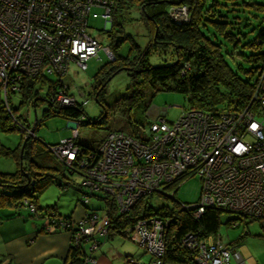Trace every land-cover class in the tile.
I'll list each match as a JSON object with an SVG mask.
<instances>
[{
  "label": "built area",
  "instance_id": "built-area-1",
  "mask_svg": "<svg viewBox=\"0 0 264 264\" xmlns=\"http://www.w3.org/2000/svg\"><path fill=\"white\" fill-rule=\"evenodd\" d=\"M114 4V0H0V95L6 109L10 111L8 97L21 92L24 78L39 76L59 80L51 96L55 103L75 105L64 77L73 62L86 70L89 60L102 49L114 59L111 48L92 36L90 25V19L101 17L111 23ZM169 17L188 21L190 9L185 4L173 5ZM258 77L250 102L239 109L189 108L175 121H168L164 111L150 123L148 136L138 139L121 130L110 131L95 152L83 154L77 143L80 125L72 121L70 137L47 148L71 173L79 172L84 178L81 206L101 193L119 214L128 213L155 192L174 198L175 191L168 194V188L199 174V201L181 202V209L196 219L206 209L217 208L264 222V67ZM18 127L20 131L28 128L19 123ZM106 201L101 212L86 209L76 220L73 234L68 231L74 246L85 250V264L97 263L92 251L110 235L112 208ZM23 202L36 213L28 197ZM173 219L175 214L144 216L118 233L148 249L154 257L148 264H164ZM63 225L70 227L66 221ZM182 242L197 264H233V260L244 264L242 254L223 244L217 234L202 237L192 231Z\"/></svg>",
  "mask_w": 264,
  "mask_h": 264
},
{
  "label": "trees",
  "instance_id": "trees-1",
  "mask_svg": "<svg viewBox=\"0 0 264 264\" xmlns=\"http://www.w3.org/2000/svg\"><path fill=\"white\" fill-rule=\"evenodd\" d=\"M114 1L115 4L111 11L112 27L107 32V36L111 39V44L108 47L111 48L114 59L108 58V61L97 70L93 77L92 90L98 102L102 106L106 105L108 81L118 72L128 71L132 82L127 87L128 93L117 98L113 104L115 110H118L120 115L130 124V132L126 133L124 131L126 134L138 139L143 138L141 130L137 126L140 122L133 117V111L141 105H144V111L151 110L150 105L144 102V88L146 86L151 87L154 93L162 90L182 93L187 97L191 108H201L207 111L239 109L250 102L249 100L255 91L254 88L259 78V72L264 67V51L250 55H240L242 62L244 60L253 65L251 68H247L243 64H238L237 67L231 65L230 59H233V54L228 52L227 44L231 42L237 44L239 41L236 39L234 31L228 30L230 23L226 20L223 11L214 8L215 0H212L209 5L210 0H136L146 23L147 35H149L148 43L144 48L136 44L131 35H117V30L114 28L115 24H119L117 20L119 11L128 8L135 0ZM178 2H181L180 5L185 4L189 7L190 19L188 21L178 22L169 17L171 6L177 5ZM127 39L131 41V49L129 53L122 55L119 52V46ZM263 44L264 30L260 32L257 38V45L262 46ZM254 45L256 43L251 44V46ZM153 47H161L165 52H167L166 48H170L173 60L169 63L151 64L149 57ZM59 83V80L49 76L26 77L22 82V89L19 94L25 99L24 101H33L34 98V105H37L41 99L39 96L41 89L47 86L45 98L49 101V107L44 111L43 118L62 116L67 120L79 122L81 126L87 122V115L82 103L77 102L75 105L62 106L53 101L51 96L54 92H57L60 86ZM10 97L8 99L11 113L6 109V100L2 101L3 104L0 105V130L4 132L12 131L15 128L19 129L18 123H21V119L15 114ZM102 117L97 122L103 123ZM36 122L38 125L40 121L37 119ZM101 141L100 139L94 146L80 145L79 143L81 154L88 151L95 152ZM23 143L24 141L21 142L19 148L10 149L0 141V155L17 158L18 164L21 166L13 173L0 172V219L17 214L16 211L10 214L2 212L5 208L26 206L23 200L28 197L37 209L36 213L30 214L47 218L48 225H44V228L48 230L51 227H54L55 230L64 229L73 234L74 224L76 223L75 218L72 217L73 212L60 214L57 212L56 207L52 205L46 206V208L40 207L37 204V193L52 181L65 187L74 185L76 190L83 193L84 190H82L81 184L67 183L62 179L67 176L66 172L71 174L70 168L62 161L59 162L63 167L60 170L55 167H48L54 172L60 171L58 174H51V171L48 173V168L40 166L32 157L35 140L29 139L25 142L22 153L20 151ZM25 157L30 159L32 166L42 169L32 172L22 168ZM178 187L175 188V193ZM96 196L106 201L103 194H97ZM146 196L134 205L130 212L124 214L117 212L113 202L106 201V203L109 202L112 208L110 235L118 233L121 228L133 225V222L144 216L156 214L170 216L175 214V219L172 220L173 222L168 230L164 264H197L193 253L188 250L182 240L187 233L192 231L199 232L202 237L217 234L222 224L221 214L223 211L217 208H209L205 210L200 218L196 219L193 217L192 212L183 210L180 207L179 209L154 208L150 201L146 199ZM80 201L81 199H78V202ZM88 205L85 207L89 208ZM39 208L43 211H38ZM62 221H66L70 227L60 226ZM226 224H231V219H228ZM72 234L69 233L71 245L65 258V264H85V250L81 245L74 246ZM110 235L108 236L110 237ZM84 244L87 245L88 243ZM227 246L233 248L231 245Z\"/></svg>",
  "mask_w": 264,
  "mask_h": 264
},
{
  "label": "rangeland",
  "instance_id": "rangeland-1",
  "mask_svg": "<svg viewBox=\"0 0 264 264\" xmlns=\"http://www.w3.org/2000/svg\"><path fill=\"white\" fill-rule=\"evenodd\" d=\"M214 8L221 9L223 14L226 15L228 20V30L234 31L236 39L239 41L237 44H227V50L233 54V59H230L232 66L243 64L247 68L253 65L243 60L241 61V54H255L264 51V44L257 45V38L262 30H264V0H215ZM212 2L210 0L208 5ZM119 24H115L116 34L131 35L136 44L144 48L148 43L149 35H147L146 23L143 19L142 11H140L138 1H133L132 5L124 10L119 11L117 16ZM112 23V22H111ZM107 23L105 19H90L91 34L95 37L103 47H108L111 44V39L107 36V32L111 29L112 24ZM121 29V30H120ZM256 45L251 46V44ZM130 39L125 40L119 46V52L126 55L131 49ZM161 47H153L150 55L151 64L158 65L161 63H169L173 60L170 48H166L167 52L162 50ZM231 57V56H230ZM108 61V56L104 49H102L98 56L89 60L88 68L86 70L78 67L74 62L71 63L68 75L64 77V83L69 85V92L75 96L78 103H82L85 113L87 115V122L79 126L80 131L77 142L80 145L94 146L101 139L106 137L110 130L121 129L126 133L130 132V124L126 119L120 115L118 110L113 106L117 98L127 95V87L131 85V79L128 71L122 70L115 74L113 78L108 81L106 89V102L102 106L92 90V81L97 70ZM55 79V78H54ZM47 86L41 89L39 96L40 100L37 105L33 101H24L25 99L21 94L16 93L11 95V104L14 108L15 114L21 119L20 125L26 124V129L20 131L15 128L12 131L4 132L0 130V141L2 144L10 149L19 148L21 142L25 138L35 140L34 157L35 161L43 167H55L59 170L63 167L59 163V159L52 155L47 148V143L57 144L65 137H70L72 133V121L67 120L62 116H53L46 119L43 118L44 111L49 107V101L45 98ZM144 102L150 105L151 110L144 111V105L137 107L133 111V117L139 121L137 124L141 130L142 136L150 134V123L156 118L162 117L165 111V118L168 121H175L180 114L191 108L188 103L187 97L179 92L171 91H158L152 92V88L146 86L144 88ZM5 101L3 95H0V105ZM150 113V114H148ZM163 114V115H162ZM102 117L103 123L97 122ZM36 119L40 121L36 124ZM35 127L34 132L32 127ZM27 140V141H28ZM26 141V142H27ZM23 147L20 152L23 153ZM21 153V156H22ZM15 157L0 155V172L13 173L21 168ZM22 168L28 171L37 172L42 168L32 166L30 159L25 157L22 162ZM48 173L58 174L52 169H47ZM62 179L67 183L74 182L75 184H82L83 177L79 172L67 173ZM202 182L199 174H192L190 178H184L174 183L168 188V194L174 192L178 186V190L174 194V198L164 196L157 192L149 194L146 199L150 201L154 208L169 207L179 209L180 203H195L199 201L202 190ZM73 186H63L52 181L43 190L37 193V204L46 208V206H54L60 214H70L74 211L78 199L83 197L80 190H76ZM101 194V193H98ZM178 202H177V201ZM89 208L102 211L105 206V201L101 198L92 197L90 199ZM7 210L17 212L18 216L23 218V221H41L44 222L45 218L39 216H32L28 205L21 207L5 208L2 213ZM38 211H43L39 208ZM31 213V214H30ZM222 224L218 229L217 235L220 236L221 242L225 245L238 244L236 250L242 254L244 264H264V222L255 220L253 218L240 217L232 212H222ZM231 219V224H226L227 220ZM123 236V235H122ZM136 244V243H135ZM136 246H138L136 244ZM140 247V246H138ZM142 248V247H141ZM142 250V249H141ZM233 264H236L233 260Z\"/></svg>",
  "mask_w": 264,
  "mask_h": 264
},
{
  "label": "crops",
  "instance_id": "crops-1",
  "mask_svg": "<svg viewBox=\"0 0 264 264\" xmlns=\"http://www.w3.org/2000/svg\"><path fill=\"white\" fill-rule=\"evenodd\" d=\"M86 209L76 205L73 219L81 218ZM44 220L25 222L18 214L0 219V264H65L71 237L64 229L44 228L48 225L46 217ZM230 245L236 250L238 244ZM92 256L98 260L96 264H148L154 259L147 248L136 246L119 233L103 240Z\"/></svg>",
  "mask_w": 264,
  "mask_h": 264
},
{
  "label": "water",
  "instance_id": "water-1",
  "mask_svg": "<svg viewBox=\"0 0 264 264\" xmlns=\"http://www.w3.org/2000/svg\"><path fill=\"white\" fill-rule=\"evenodd\" d=\"M181 2H178V4H180ZM111 79V78H110ZM36 121H37V119H36ZM37 124V123H36ZM36 124H35V126L34 127H32V131L34 132V130H35V127H36ZM28 140V137H26L25 138V142ZM169 196V195H168ZM169 197H171V196H169ZM172 198V197H171Z\"/></svg>",
  "mask_w": 264,
  "mask_h": 264
}]
</instances>
